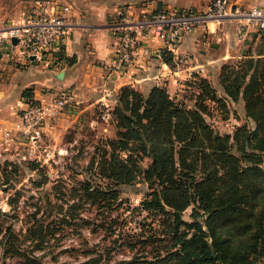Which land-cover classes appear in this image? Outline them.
<instances>
[{"label":"trees","instance_id":"obj_1","mask_svg":"<svg viewBox=\"0 0 264 264\" xmlns=\"http://www.w3.org/2000/svg\"><path fill=\"white\" fill-rule=\"evenodd\" d=\"M256 36L255 49L251 40L245 41L249 48L241 57L224 61L218 75L228 96L240 93L245 100V110L256 122L252 130L242 124L231 135L217 134L203 122L202 108L177 103L163 86L153 85L146 93L131 84L119 87L111 110L119 125L116 138L96 146L97 158L89 161L96 159L111 182L92 186L85 180L81 188L86 197L111 205L122 202L118 186L139 174L159 184L140 204L173 209L167 241L175 247L165 255L156 252L153 260L133 255L119 264H161L166 259L173 260L171 264H252L263 259L264 33L257 30L252 34ZM163 60L172 63L169 54H163ZM23 94L29 95L27 88ZM144 155L150 157L146 166L140 163ZM190 204L194 219L187 221L180 212ZM27 232L33 240L41 239L35 234L46 235L41 222L32 223Z\"/></svg>","mask_w":264,"mask_h":264},{"label":"rangeland","instance_id":"obj_2","mask_svg":"<svg viewBox=\"0 0 264 264\" xmlns=\"http://www.w3.org/2000/svg\"><path fill=\"white\" fill-rule=\"evenodd\" d=\"M192 9L202 11L203 8ZM228 37L209 35L210 41L218 43L217 47L201 44L199 47L204 52L199 47L186 51L187 60L169 63L170 66H196L178 75L179 84L160 85L177 103L202 108L203 122L221 135H231L242 124L247 131L256 127L255 120L245 110L241 94L228 96L218 76L222 63L239 58L236 54L249 48V43L242 42L230 57L212 60L219 56L222 41L228 44ZM75 104L71 95L65 107ZM92 107L84 119L64 128L58 136L45 135L39 151L34 153L38 160L24 152V145L19 146V152L13 145L6 150L0 147V264H29L27 258H34L40 264H119L133 255L153 260L156 252L165 255L175 248L169 247L167 241L173 209L168 206L143 208L141 200L158 190L159 184L144 179L142 174L118 186L120 204L114 201L108 205L85 196L81 188L85 180L92 186L111 182L103 176L96 159L92 164L89 161L97 158L96 146L102 141L115 140L119 128L112 113L102 117L104 112H109L107 105L98 103ZM244 134L242 132L241 136ZM43 148L50 150L48 155ZM120 154L126 156L125 152ZM261 158L264 168V154ZM149 162L148 155L142 156L143 166ZM192 208L190 204L181 210V218L193 220ZM197 219L203 222L204 216ZM36 222L44 225L46 235L35 234L41 239H29L27 227ZM139 238L146 242H136ZM165 243L168 246H164ZM171 262L173 260L166 259L161 264ZM252 264H264V257Z\"/></svg>","mask_w":264,"mask_h":264},{"label":"crops","instance_id":"obj_3","mask_svg":"<svg viewBox=\"0 0 264 264\" xmlns=\"http://www.w3.org/2000/svg\"><path fill=\"white\" fill-rule=\"evenodd\" d=\"M69 3L65 12L67 20V37L62 44L63 55L57 65L42 60H27L19 52L0 56V136L5 127H12L18 119V111L34 100H47L61 88L70 89L75 105L63 109L55 118L46 120L42 127V139L58 136L64 128L84 119L86 112L95 104H105L112 113L117 99L119 86L127 84L130 78L145 93L153 85L174 86L177 77L187 73L196 64L175 65L163 61L159 56L162 42H151L150 54L138 49L135 60L137 65L132 75L126 72L119 75L113 66L115 38L111 33V23L120 10H130L133 14L143 10L161 7H183L204 9L207 0H58ZM235 5L249 8L253 4L264 7V0H233ZM32 10V0H0V26H10L21 22L24 8ZM237 18H217L207 22L209 35L228 37L222 41L217 58H227L233 50L241 47V43L251 40V49H255L259 36L254 39L252 34L257 31L255 26H247V36H236ZM201 28L190 31L177 44L180 52L199 47ZM216 43L209 40V44ZM213 45L214 47L218 46ZM221 46V45H220ZM199 50L204 52L202 48ZM237 57L242 56L238 51ZM20 64V65H18ZM179 84V83H177ZM28 89L29 95L23 91ZM57 89V90H56ZM114 103V104H113Z\"/></svg>","mask_w":264,"mask_h":264},{"label":"built area","instance_id":"obj_4","mask_svg":"<svg viewBox=\"0 0 264 264\" xmlns=\"http://www.w3.org/2000/svg\"><path fill=\"white\" fill-rule=\"evenodd\" d=\"M69 8V3L58 0H32V10L30 12L24 8L21 22L0 26V56L17 51L27 60L45 59L58 66L62 44L67 37L65 12ZM217 18H237L236 36L240 38L247 36V26H255L264 33V7L259 4L244 8L235 5L233 0H210L202 11L161 7L133 14L124 9L116 14L110 24L115 38L112 66L119 71V75L130 72L131 76L137 66L135 60L138 49L142 48L149 55L153 41L162 42L159 49L162 60L163 54H169L175 64L185 61L188 54L177 49L178 42L184 34L201 28V41L209 45L207 22ZM12 37H16L17 41L13 42ZM135 81V78H130L128 84L132 85ZM70 97V89L61 88L47 100L28 103L18 111V119L13 122V126L1 130L0 147L6 150L9 145H13L18 151L19 146L24 145V152L38 160L34 153L39 151L43 125L46 120L57 116ZM107 115L108 112H104L102 117L106 118ZM43 149L48 155L50 150Z\"/></svg>","mask_w":264,"mask_h":264},{"label":"water","instance_id":"obj_5","mask_svg":"<svg viewBox=\"0 0 264 264\" xmlns=\"http://www.w3.org/2000/svg\"><path fill=\"white\" fill-rule=\"evenodd\" d=\"M12 41L13 42H16L17 41V38L16 37H12ZM212 45H217L216 43H212Z\"/></svg>","mask_w":264,"mask_h":264}]
</instances>
